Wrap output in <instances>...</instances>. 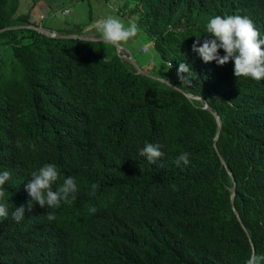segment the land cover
Segmentation results:
<instances>
[{"label": "trees", "instance_id": "trees-1", "mask_svg": "<svg viewBox=\"0 0 264 264\" xmlns=\"http://www.w3.org/2000/svg\"><path fill=\"white\" fill-rule=\"evenodd\" d=\"M18 6L0 0V28L16 26L0 32V171L11 173L0 264H244L264 253V79L237 78L234 61L205 63L192 51L216 15L248 16L264 38V0L129 7L179 89L137 72L110 43L72 37L86 35L81 24L51 29L67 37L21 27L37 22ZM145 142L164 145L157 163L139 155ZM184 151L189 163L177 165ZM45 163L59 168L54 188L76 178V198L29 211L25 185Z\"/></svg>", "mask_w": 264, "mask_h": 264}, {"label": "clouds", "instance_id": "clouds-1", "mask_svg": "<svg viewBox=\"0 0 264 264\" xmlns=\"http://www.w3.org/2000/svg\"><path fill=\"white\" fill-rule=\"evenodd\" d=\"M86 31H94L99 35V39L119 47L123 43L130 41L138 34V25L128 22L127 25L117 16L107 15L102 19H97L90 24ZM206 33L202 41L200 37L192 44V51L196 53L205 63L215 61L218 65H224L229 61H234V74L238 77H249L254 80L264 79V38H261L260 31L248 16L226 15L212 16L206 24ZM223 49L224 55H220L219 50ZM172 64H169V68ZM191 70L185 63H180L177 69L180 80H189ZM187 74V75H185ZM164 145L160 143L145 142L139 148L138 153L147 159L151 164L164 156L162 150ZM187 151L179 153L176 163H189ZM11 173L7 170L0 171V217L9 215L8 204L3 202V188L9 181ZM61 179L58 166L55 163H45L37 170L31 172V179L25 185V189L31 197L28 203V210L31 211L33 202L41 207L58 209L62 204L71 203L76 198L78 191L76 178L65 176L62 182L55 188L53 185ZM100 188V184L91 185V195H95ZM95 211V209H93ZM13 220L19 223L25 218V206L15 207L11 213ZM49 221L55 219L54 212H48ZM244 264H264V253H252Z\"/></svg>", "mask_w": 264, "mask_h": 264}, {"label": "rangeland", "instance_id": "rangeland-1", "mask_svg": "<svg viewBox=\"0 0 264 264\" xmlns=\"http://www.w3.org/2000/svg\"><path fill=\"white\" fill-rule=\"evenodd\" d=\"M138 0H19L18 13L31 11V19L38 25L49 29H56L65 25L84 26L87 36L99 37L94 31H86V28L97 19L107 15L120 18L126 25L128 22H136V17L129 14V7ZM34 4L32 5V3ZM127 3V4H126ZM33 6V7H32ZM32 7V8H31ZM41 16L43 18L41 19ZM138 25V24H137ZM138 34L130 41L123 43L120 53L128 50L136 63L146 68L151 74L170 80L176 75L169 63L164 62L153 47V39L144 28L138 26ZM117 51V47L114 46ZM124 48V49H123ZM3 49H0L2 52Z\"/></svg>", "mask_w": 264, "mask_h": 264}, {"label": "water", "instance_id": "water-1", "mask_svg": "<svg viewBox=\"0 0 264 264\" xmlns=\"http://www.w3.org/2000/svg\"><path fill=\"white\" fill-rule=\"evenodd\" d=\"M26 26H29V27H31V28H34V29H36L37 31H39L40 33L45 34V35H49V36H57V37H67V36H68V35H65V34H58L56 30H51V29H49V28H46L45 26L38 25V24H34V25H33V24H32V25H22L21 27H26ZM9 28H16V26H10V27L0 28V32L3 31V30H5V29H9ZM72 37H78V38H80V39H85V40H100L99 37H90V36H87V35H72ZM120 47H121V46L117 47V53H118V55H119L121 58H123V59L129 61V62L134 66V68L136 69L137 72H139V73H141V74H144V75L151 76V77H153V78H155V79H158V80H160V81H163L164 83H166V84H168V85H170V86H172V87H175V88L179 89L178 87L175 86L174 83H172V81H170V80H168V79H165V78H163V77H158V76H156V75H153V74H151L146 68H143V67L139 66V65L136 63V61L134 60L133 56L131 55V53H130L128 50H126V53H123V54L120 53V51H119V49H118V48H120ZM121 48H122V47H121ZM123 49H124V48H123ZM186 96L189 97V98H193V97H194V98H196V99L203 100V98H202L201 96H193V95L190 94V93H187ZM204 108H207L208 110H210V107L208 106V104H207L206 102H205V104H204ZM214 115H215V118H216V120H217V123H218L219 129H220V126H221V119H220V117H219L216 113H214ZM219 129H218V131H217L216 137L214 138L215 141H216V139H217V137H218ZM222 161H223V160H222ZM230 175H231V179L233 180V186L235 187V185H236V181L234 180V177H233V175H232L231 173H230ZM233 196H234V193L231 194V201H232V208L235 209V208H234V204H233ZM243 228L245 229L246 233L248 234L246 228H245L244 226H243Z\"/></svg>", "mask_w": 264, "mask_h": 264}, {"label": "built area", "instance_id": "built-area-1", "mask_svg": "<svg viewBox=\"0 0 264 264\" xmlns=\"http://www.w3.org/2000/svg\"><path fill=\"white\" fill-rule=\"evenodd\" d=\"M43 18V16H41V19Z\"/></svg>", "mask_w": 264, "mask_h": 264}]
</instances>
